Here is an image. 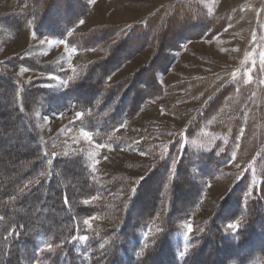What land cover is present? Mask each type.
Wrapping results in <instances>:
<instances>
[{"label": "trees", "instance_id": "trees-1", "mask_svg": "<svg viewBox=\"0 0 264 264\" xmlns=\"http://www.w3.org/2000/svg\"><path fill=\"white\" fill-rule=\"evenodd\" d=\"M88 11L87 0H40L37 8L26 15L32 18L34 34L62 39L77 51L113 40L105 56L88 63L80 76L62 89H45L41 81L26 83L8 73L7 68L15 65L38 70L31 58L0 63V163L15 161L11 172L16 175L7 180L0 193V216L4 217L0 220V264H248L257 257L264 258V182L249 187L245 175L221 200L182 260L177 258L173 245L178 224L195 207L204 183L212 181L218 168L229 160V144L219 153L218 145L206 152L184 147L172 177L169 162L157 161L151 173L136 185L128 205L113 209L116 224L112 229L88 230L81 222L104 204L81 203L95 197L100 189L90 184L78 159L54 161L49 178L22 194L21 189L43 168L32 118L35 108L54 114L82 112L83 127L96 141L103 142L113 129L135 117L146 100L164 94L157 75L167 74L182 44L210 40L226 24L224 19L205 14L197 4L177 2L159 8L141 23L98 26L69 36L67 33ZM25 18L14 22L17 30L23 29ZM126 27L127 32L116 38ZM153 37L155 46L146 64L108 83V78L143 52ZM210 83V77L195 83L182 82L169 87L168 92L197 85L191 92L198 94ZM232 92V85L218 89L191 121L184 138H193L204 121L226 106ZM222 122L220 132L230 131L232 139L239 124L237 118ZM74 167L77 171L68 176ZM77 177L80 181L72 188L64 182ZM25 202L28 211L13 210ZM154 220L159 221L153 235L141 243L138 234ZM236 221L241 234L238 240L227 228ZM10 232L19 233V237ZM81 235H87L88 241L73 240ZM46 244L52 245L51 251Z\"/></svg>", "mask_w": 264, "mask_h": 264}, {"label": "rangeland", "instance_id": "rangeland-1", "mask_svg": "<svg viewBox=\"0 0 264 264\" xmlns=\"http://www.w3.org/2000/svg\"><path fill=\"white\" fill-rule=\"evenodd\" d=\"M39 1L0 0V63L13 58H31L38 70L15 65L7 68L8 73L26 83L41 81V87L45 89H62L68 81L80 76L88 63L105 56L113 40L94 50L73 51L66 43H58L60 40L36 34L34 38L32 18L26 15L37 8ZM177 2L197 4L205 14L224 19V29L210 40L182 44L174 53L167 74L157 75L164 94L146 100L135 117L113 129L103 142L96 141L92 132L83 127L82 117L77 118V112L54 114L44 108H35L32 118L39 136L43 168L32 177V183L26 184L24 191L47 180L54 161L78 159L90 184L100 189L94 195L95 199H88L87 205L104 204H100L99 209L96 207L98 210L91 216L95 219L90 220V226L84 224L85 219L81 222L88 230L95 227L112 229L116 224L113 209L128 205L132 189L151 173L157 161L165 159L169 162V177H172L184 147L206 152L218 145L216 153H219L229 144V160L218 168L212 181L204 183L195 207L179 222L172 238L177 258L182 260L194 238L202 233L236 182L244 175L249 187L264 182V0H87L89 11L81 19L84 23L78 22L70 33L81 34L98 26L141 23L159 8H168ZM23 17H26L25 25L17 30L14 22L22 21ZM127 30L124 28L116 38ZM154 46L153 37L143 52L125 63L107 82L112 84L121 80L146 64ZM22 68L28 71L21 73ZM206 77L211 78V83L198 94L191 92L197 85L168 92L173 85L200 82ZM226 85L233 86L226 106L204 121L193 138L185 139L184 133L198 111ZM234 118L239 124L230 139V131L226 134L220 132V124ZM82 131L89 133L91 141L81 135ZM14 162L0 163V193L6 188L7 180L16 177L11 172ZM76 171L75 167L71 168L67 175ZM42 172L45 175H41ZM80 178H66L64 182L72 188ZM28 207L25 202L23 207L13 210L28 211ZM165 210L166 201L163 213ZM158 221L154 220L138 234L141 243L145 244V235L148 238L153 235ZM187 224L192 225L191 233L187 232ZM185 248L187 251L182 257L180 253ZM248 264H264V258L257 257Z\"/></svg>", "mask_w": 264, "mask_h": 264}, {"label": "snow or ice", "instance_id": "snow-or-ice-1", "mask_svg": "<svg viewBox=\"0 0 264 264\" xmlns=\"http://www.w3.org/2000/svg\"><path fill=\"white\" fill-rule=\"evenodd\" d=\"M83 23H84L83 20H80L79 21V24L82 25ZM67 34L69 36H71V33L70 32H68ZM34 38H35V34H34ZM42 43H43V41H42ZM49 43H51V41H49ZM58 43H65V41H63L61 39L60 41H58ZM91 50H94V49H91ZM73 51H75V50L73 49ZM25 71H28V69H26V68H22L21 69V73H23ZM49 78L50 79H55V77H49ZM76 116H77V118H80V117L83 116V113L82 112H77L76 113ZM81 135L83 137H85L86 139H88L89 141H91V136L89 135V133L87 131H82L81 132ZM98 146H100V145H98ZM41 175H45V173L42 172ZM30 183H32V182H30ZM25 187H27V185H25ZM23 190L24 189H21L22 192H23ZM135 191H136V189L133 188L132 189V192L135 193ZM13 199H16V198L13 197ZM93 199H95V197H93ZM64 203H65V205L68 204L67 196L64 197ZM88 203H89V200L88 199H85L84 200V204L87 205ZM3 218L4 217L0 216V220H2ZM92 219H95V217H88V218H86L84 220V224L87 225V226H90V220H92ZM186 227H187V232L188 233H191L193 231V228H192V225L191 224H187ZM227 227L232 230V234L234 235V238L238 240L239 237H240V235H241L240 234V231H239V227H240L239 226V223L238 222H236V223H229L227 225ZM149 231H150V229H149ZM13 234H15L17 236V238L19 237V233H17V232H10L9 233V235H13ZM5 239H7V237H5ZM88 239H89V237L87 235H81V236H78V237H73V240H78V241H82V242H86V241H88ZM147 239H148V237H147V235H145V240H147ZM185 239H187V236H185ZM101 247H103V245H101ZM45 248H47L49 251H51L52 250V245L51 244H46L45 245ZM41 251H43V249H41ZM186 251H187V248H185L184 251H181L180 255L183 257L185 255Z\"/></svg>", "mask_w": 264, "mask_h": 264}]
</instances>
